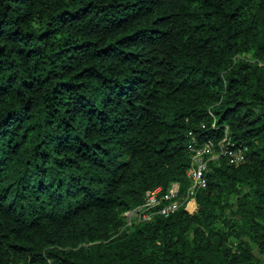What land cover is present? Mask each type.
<instances>
[{"label":"trees","instance_id":"16d2710c","mask_svg":"<svg viewBox=\"0 0 264 264\" xmlns=\"http://www.w3.org/2000/svg\"><path fill=\"white\" fill-rule=\"evenodd\" d=\"M226 136L245 163L128 224L187 191L192 137ZM20 262L264 264V0H0V264Z\"/></svg>","mask_w":264,"mask_h":264},{"label":"built area","instance_id":"2783aa9c","mask_svg":"<svg viewBox=\"0 0 264 264\" xmlns=\"http://www.w3.org/2000/svg\"><path fill=\"white\" fill-rule=\"evenodd\" d=\"M189 147L192 152V162L187 171L190 181L187 191L180 195L178 182H173L166 190L158 186L147 191L143 204L125 213L129 225L140 220H150L154 213L169 216L182 204L194 201L198 190L205 188L208 184L206 171L209 160L218 158L220 155L226 156L228 162L234 165H240L247 160L248 146L230 143L227 136L218 143L213 139L198 143L192 137Z\"/></svg>","mask_w":264,"mask_h":264},{"label":"rangeland","instance_id":"374dc122","mask_svg":"<svg viewBox=\"0 0 264 264\" xmlns=\"http://www.w3.org/2000/svg\"><path fill=\"white\" fill-rule=\"evenodd\" d=\"M244 56H247V57H249L250 56V54H245ZM128 220V219H127ZM129 221V220H128ZM131 222H132V220H130Z\"/></svg>","mask_w":264,"mask_h":264}]
</instances>
